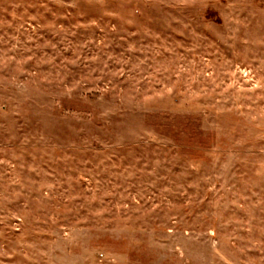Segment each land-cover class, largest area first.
<instances>
[{
  "label": "rangeland",
  "instance_id": "obj_1",
  "mask_svg": "<svg viewBox=\"0 0 264 264\" xmlns=\"http://www.w3.org/2000/svg\"><path fill=\"white\" fill-rule=\"evenodd\" d=\"M0 264H264V0H0Z\"/></svg>",
  "mask_w": 264,
  "mask_h": 264
}]
</instances>
